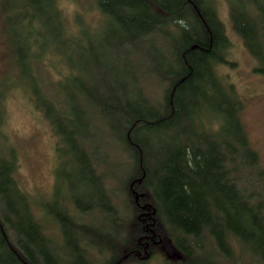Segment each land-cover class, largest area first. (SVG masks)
<instances>
[{
    "label": "trees",
    "instance_id": "trees-1",
    "mask_svg": "<svg viewBox=\"0 0 264 264\" xmlns=\"http://www.w3.org/2000/svg\"><path fill=\"white\" fill-rule=\"evenodd\" d=\"M226 3L264 77V0ZM78 4L94 20L78 10L71 31L56 0H0V58L26 77L69 191L35 207L0 139V264H146L163 240L178 255L164 264H264V168L215 72L229 40L212 0Z\"/></svg>",
    "mask_w": 264,
    "mask_h": 264
},
{
    "label": "rangeland",
    "instance_id": "rangeland-1",
    "mask_svg": "<svg viewBox=\"0 0 264 264\" xmlns=\"http://www.w3.org/2000/svg\"><path fill=\"white\" fill-rule=\"evenodd\" d=\"M81 0H56L66 23L71 26L70 30L75 31L79 27L78 10H81L85 21H93L92 16H88L79 6ZM217 16L222 22L224 33L228 36L229 46L226 50L225 61L215 66V72L223 83L232 87L240 100L239 117L246 131L250 145L256 150L260 163L264 168V77L255 72L258 66L243 44L241 37L234 31L230 20L229 8L226 0H212ZM75 22V25H74ZM76 27V28H75ZM43 27H41L42 29ZM8 40L11 35L5 36ZM6 38L4 41H6ZM51 47L49 51H51ZM8 51V50H7ZM5 52L2 43V27L0 20V56ZM50 63L57 65L59 60L55 56H49ZM7 57L0 58V63L5 68H1V75H7L9 80L4 84L8 86L3 92V124L1 126L4 145L13 150V177L30 197L35 207L51 199L54 192V185L63 196H67V180L62 177L64 156L60 161L59 153H56L57 137L44 118L38 111L27 92L29 83L25 76L20 74L18 67L9 64L6 68ZM10 74V76L8 75ZM19 76L27 83L18 84L14 80ZM54 76H58L57 74ZM1 79V77H0ZM22 81H24L22 79ZM59 158V161L57 160ZM60 166V168H59ZM67 199V197L65 198ZM82 207L86 203H80ZM81 220H87L88 216H78ZM54 233V228L49 229ZM57 236V235H56ZM174 249V248H173ZM170 258L178 257L174 251ZM162 247V242L158 244L153 255L149 257L146 264H164L170 258ZM255 260V259H254ZM251 258H239L231 264H259ZM230 264V263H228Z\"/></svg>",
    "mask_w": 264,
    "mask_h": 264
},
{
    "label": "water",
    "instance_id": "water-1",
    "mask_svg": "<svg viewBox=\"0 0 264 264\" xmlns=\"http://www.w3.org/2000/svg\"><path fill=\"white\" fill-rule=\"evenodd\" d=\"M162 247H163V249L165 250V252H166V254L168 256H172L173 255L174 249H173L171 243L168 240H163L162 241Z\"/></svg>",
    "mask_w": 264,
    "mask_h": 264
}]
</instances>
